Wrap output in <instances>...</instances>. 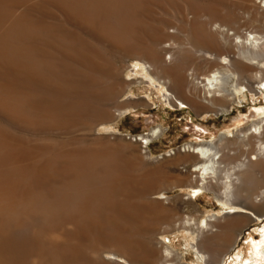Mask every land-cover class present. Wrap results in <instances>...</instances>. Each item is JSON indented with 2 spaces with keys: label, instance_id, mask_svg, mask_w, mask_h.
<instances>
[{
  "label": "bare ground",
  "instance_id": "6f19581e",
  "mask_svg": "<svg viewBox=\"0 0 264 264\" xmlns=\"http://www.w3.org/2000/svg\"><path fill=\"white\" fill-rule=\"evenodd\" d=\"M164 4L170 10L162 18L147 13ZM263 12L264 0H0V264H102L106 249L154 262L158 253L136 235L156 232L174 208L147 200L154 183L119 155L82 149L64 133L81 115L114 117L108 105L129 83L107 58L113 51L135 58L139 84L148 81L170 106L199 112L198 102L215 108L219 101L227 113L253 83L264 89V34L243 30L254 18L264 21ZM142 19L151 22L143 44ZM196 64L207 71L197 74ZM255 117L247 131L182 148L192 164H184L185 176L165 172L172 190L189 192L186 200L208 191L219 203L218 214L173 224L192 264H221L238 220L221 226L213 245L201 242L219 219L246 214L228 210L253 211L244 224L264 215V108ZM160 134L134 141L147 150ZM251 240L249 258L239 251L234 264H264V227L261 240ZM170 243H160L161 264H178Z\"/></svg>",
  "mask_w": 264,
  "mask_h": 264
},
{
  "label": "rangeland",
  "instance_id": "374dc122",
  "mask_svg": "<svg viewBox=\"0 0 264 264\" xmlns=\"http://www.w3.org/2000/svg\"><path fill=\"white\" fill-rule=\"evenodd\" d=\"M252 1L258 3L260 0ZM237 4L239 8H242L239 2ZM164 6L162 5L156 9V7L154 8L149 5L147 13L151 12L154 17L156 16L155 18H162L164 10L168 11L169 9L167 4H164ZM150 8L152 11L155 10V14ZM262 15L264 16V12ZM259 18L250 20L243 30L259 35L264 34L263 17L262 19ZM146 20H148V25H150V20ZM146 20H144V23L141 21L143 23L142 28L146 29L144 35L143 32L140 34L143 38L141 36L137 37L142 38V40L144 39L142 41L139 38V43L142 44L145 43V40L150 35L149 30L151 25H146ZM170 53L171 50L168 49L164 52V54ZM107 54H109L106 56L107 58L109 57L108 59H111V64H115L114 66L120 72L121 79L129 83V86L125 83L116 92L114 99L108 105L114 117L112 119L104 118L102 120L100 117H95L96 119H94V117H89V115H81L77 117V127L75 126L74 130L66 131L64 133L66 138L63 136V140L66 139L65 141H68L67 138L70 136L69 139L71 138L77 144L79 143V147H82V149L89 147V149L94 151H105L119 155L121 161L126 163L133 173L140 177L144 176L145 179L152 180L154 183V191L150 193L147 200L157 202L167 209L174 208L176 215H172L168 220L160 223L161 225L158 226L156 232H142L136 235L140 241L142 240L141 242L146 248H153L158 253L154 262L146 259L131 261L126 256L112 249L101 251L98 258L101 259L102 264H120L117 261L109 260L112 256H115L116 260L118 259V261L125 264H161L163 260L160 253L162 250L160 243L163 242L166 244L170 241V245L177 253L173 261L178 262V264H192L195 256L191 254L187 255L184 250L183 234L178 233L174 229L173 224L181 222L184 216L198 220L201 217L218 214L220 208L219 203L215 193L208 191L198 195L195 202L186 200L188 197L185 195L189 192L182 189L172 190L169 183V176L165 172L171 169V172L173 171L182 176L186 175L182 168L184 164L189 165L190 163L186 162L184 158L182 159L187 154L181 153V149L187 145L201 141L205 143L217 142L225 133L232 132V134H237L240 131H247L257 121L255 117L256 111L264 108V89H262V86L253 83L228 108V112L223 114L219 112L220 107L223 106L222 102L219 101L215 108H209L203 102H198V107L201 108L199 112H195L190 106L183 109L176 108L175 105L170 106L167 104L163 96L154 87L148 86V81V85L139 84V81H144L139 80L137 75H134L133 66L138 63L135 58L123 56L121 52L116 53V51L108 52ZM190 69L197 72V74H204L207 71L206 66L202 64H196ZM93 105L94 108L98 107L96 104ZM93 105H91L92 108ZM99 106L102 109L105 108L102 105ZM116 110L125 112V116L124 114L117 116L118 113ZM207 113L209 116L205 115ZM105 127H111L113 133H104L103 128ZM154 129H159L161 134L158 138L152 140L147 150H144L139 142L134 141L135 138H139L140 136L150 135ZM175 158H180L181 160L173 167H168V163ZM191 165L187 167V170H190ZM246 183L247 187L253 186L251 176L247 177ZM217 191L218 189L215 192L217 193ZM163 194L168 198L167 201L162 200L161 197ZM240 210L246 214L226 215L224 216L225 218H221L217 223L213 224L212 230L204 234L205 238L210 239L208 244L213 245V241L220 235L218 231L221 226L232 220H238V224H241L242 227L233 236L232 241L229 242L232 247L230 248L228 244L223 249L222 253L226 254V256L222 259L221 264H234V255L239 251L243 252V259L249 258L252 247L251 239L253 238V242L255 243L261 240L262 229L264 227V215L258 220L244 224L241 218H244L248 214L254 215V212L242 209L228 210V212L231 213V211ZM169 222L171 225H169ZM201 243L204 244L203 247L205 248L206 242L202 240Z\"/></svg>",
  "mask_w": 264,
  "mask_h": 264
},
{
  "label": "crops",
  "instance_id": "0c3cea01",
  "mask_svg": "<svg viewBox=\"0 0 264 264\" xmlns=\"http://www.w3.org/2000/svg\"><path fill=\"white\" fill-rule=\"evenodd\" d=\"M203 240L206 242V244H208L209 243L208 241H210V239H207V238H205Z\"/></svg>",
  "mask_w": 264,
  "mask_h": 264
}]
</instances>
